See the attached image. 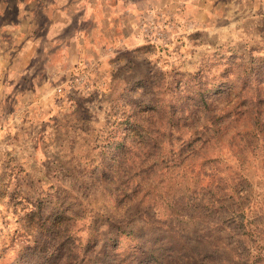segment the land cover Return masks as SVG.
<instances>
[{
    "label": "rangeland",
    "instance_id": "1",
    "mask_svg": "<svg viewBox=\"0 0 264 264\" xmlns=\"http://www.w3.org/2000/svg\"><path fill=\"white\" fill-rule=\"evenodd\" d=\"M262 19L146 44L51 194L0 204V264H264Z\"/></svg>",
    "mask_w": 264,
    "mask_h": 264
},
{
    "label": "crops",
    "instance_id": "2",
    "mask_svg": "<svg viewBox=\"0 0 264 264\" xmlns=\"http://www.w3.org/2000/svg\"><path fill=\"white\" fill-rule=\"evenodd\" d=\"M155 13L175 21L187 46L264 20V0H0L2 207L51 194L42 184L55 177L57 153L72 156L73 130L136 82L137 60L158 56L143 54L137 31Z\"/></svg>",
    "mask_w": 264,
    "mask_h": 264
},
{
    "label": "built area",
    "instance_id": "3",
    "mask_svg": "<svg viewBox=\"0 0 264 264\" xmlns=\"http://www.w3.org/2000/svg\"><path fill=\"white\" fill-rule=\"evenodd\" d=\"M137 31L147 44L167 47L178 34L179 26L172 18L155 13L154 18L140 21Z\"/></svg>",
    "mask_w": 264,
    "mask_h": 264
}]
</instances>
